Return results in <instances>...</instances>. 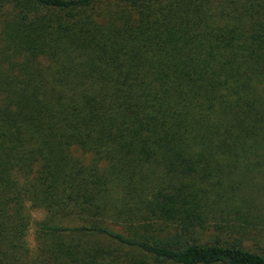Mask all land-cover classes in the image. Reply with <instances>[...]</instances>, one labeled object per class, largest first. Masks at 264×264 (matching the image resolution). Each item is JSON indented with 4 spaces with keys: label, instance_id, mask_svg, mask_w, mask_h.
Listing matches in <instances>:
<instances>
[{
    "label": "trees",
    "instance_id": "obj_1",
    "mask_svg": "<svg viewBox=\"0 0 264 264\" xmlns=\"http://www.w3.org/2000/svg\"><path fill=\"white\" fill-rule=\"evenodd\" d=\"M262 167L264 0H0V264H264Z\"/></svg>",
    "mask_w": 264,
    "mask_h": 264
},
{
    "label": "rangeland",
    "instance_id": "obj_2",
    "mask_svg": "<svg viewBox=\"0 0 264 264\" xmlns=\"http://www.w3.org/2000/svg\"><path fill=\"white\" fill-rule=\"evenodd\" d=\"M234 201L217 208L214 218L203 231V240L220 237L224 242L240 239L246 248L264 251V167L240 172ZM37 219L44 218L41 211L33 210Z\"/></svg>",
    "mask_w": 264,
    "mask_h": 264
}]
</instances>
